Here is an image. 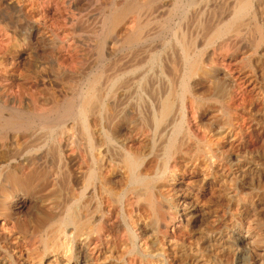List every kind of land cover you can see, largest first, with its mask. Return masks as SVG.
<instances>
[{
    "label": "bare ground",
    "instance_id": "bare-ground-1",
    "mask_svg": "<svg viewBox=\"0 0 264 264\" xmlns=\"http://www.w3.org/2000/svg\"><path fill=\"white\" fill-rule=\"evenodd\" d=\"M53 1L0 0V34L17 35L7 43L20 35L37 50H52L30 61L21 55L25 80L0 91V264H264V155L218 143L237 138L238 113L223 103L236 98L232 90L245 78L221 64L203 66L229 38L236 45L229 57L240 51L251 58L264 89V0H59L76 48L70 76L57 54L62 25L47 16ZM188 12L189 31L178 30ZM205 18L211 26L204 32ZM167 47L178 58L172 77L155 66ZM194 79L208 84L210 96L192 94ZM188 92L191 107L209 117L202 137L185 124ZM105 105L114 112L107 121ZM260 106L255 122L264 129ZM177 147L187 166L204 174L201 181L218 184L219 202L170 169Z\"/></svg>",
    "mask_w": 264,
    "mask_h": 264
},
{
    "label": "rangeland",
    "instance_id": "rangeland-1",
    "mask_svg": "<svg viewBox=\"0 0 264 264\" xmlns=\"http://www.w3.org/2000/svg\"><path fill=\"white\" fill-rule=\"evenodd\" d=\"M54 2V3H53ZM52 3H51V5L49 6V7H47L46 8V11H47V16L48 17H50L51 15H52V17H50V19L51 20H53V21H56L57 23H59L60 24V26L62 27V28H60V30H58V32H59V39L62 41V44L64 45H62V47H59L58 49H57V54H59V56L62 58V59H60L61 60V62H63V61H65L64 63H66L67 61V63H66V65H67V67L69 68L68 70L69 71H71V72H69L68 71V75L70 76L71 75V73L74 71L73 69V67L75 66V63H74V61L76 62L77 61V58H76V48H74V46L75 45H72L73 44V39L71 38V33H72V25H71V22L70 23H67L66 22V20H65V18L63 17V15L62 14H60V13H64V11L62 12L61 10H63V6L64 5H62V6H60L62 3L59 1V0H57V4H56V1H53ZM59 2H60V4H59ZM54 8V9H53ZM58 9V10H57ZM220 10L222 11L223 10V6H221L220 7V9L218 10V12H217V14H219L220 13ZM52 11V12H51ZM58 11H60L59 13H58ZM56 12V13H55ZM53 13V14H52ZM48 14H50V15H48ZM57 15H58V17H57ZM190 13L188 12V14L186 13L184 16H183V18L182 19H180V20H182L181 22H179V24L181 25L180 27H181V29H178V30H182V31H189V29H190V26L189 25H191L190 23L192 22V20H191V18H193L192 17V15H190ZM55 16V17H54ZM191 17V18H188V17ZM188 18V20H187V18ZM54 18H56V19H54ZM63 20H65L64 22H63ZM183 20L185 21L184 23H183ZM187 21V22H186ZM208 21V22H207ZM209 22H210V20H208V18H205L204 20H203V22H202V29H203V31L205 32V31H207L208 29H209V27L211 26V22H210V24H209ZM61 23H67L68 25H65V26H63V24H61ZM185 24V25H184ZM208 24V25H207ZM187 25V26H186ZM207 25V26H206ZM209 26V27H208ZM186 27H188V30H185V28ZM66 28V29H65ZM63 29H65V30H63ZM70 31H69V30ZM187 29V28H186ZM206 29V30H205ZM6 31V32H3V31ZM8 29H3V31H1L2 33L0 34V37L3 39L2 41H4V44L2 43V45H3V48L1 47L2 45H1V42H0V49L2 48L3 49V51H1L0 50V62H5V61H8L7 63L9 64V65H7L6 66V68H4V66H2V65H0V82H1V84H0V91H6V90H8V91H12V90H17L18 88H19V86L23 83L22 81L23 80H25V78H24V74H25V72H24V69H23V66H22V64L24 63V59L25 58H23V56L26 54H28L27 56H28V58H26V59H28L29 61L30 60H33L34 58H36V57H38V58H40V57H42V58H45L47 55H48V53H50V52H52V50L51 49H45V50H37V48L35 47V46H37L36 45V43L34 42V40H32V39H30V40H28V42H27V40H23L22 39V36H20V35H18V39L16 38V39H14V41L15 42H17V43H7L8 41H11V40H8V39H13V38H15L17 35L14 33V35H13V32L11 31V30H8ZM64 32H65V34H64ZM70 32V33H69ZM12 33V34H11ZM67 33H69V35L70 36H68V34ZM7 35H11V37L10 38H8V36ZM14 37H13V36ZM16 35V36H15ZM20 36V37H19ZM64 36V37H63ZM67 37V38H66ZM0 38V39H1ZM5 38V39H4ZM7 38V39H6ZM65 38V39H64ZM68 38L70 39L69 41H68ZM226 38V37H225ZM225 38H223V39H221L219 42H218V44H217V46L216 47H214V56H212V57H214V58H212V61H208V62H206V64L204 63V67H207V68H209L210 67V65H212L213 63H215V64H213V65H217V66H220V67H224V68H226V70L228 71V73L230 74L231 73V75H233V76H235L236 75V77H238V76H240L241 78L240 79H242V78H245V79H242V82H240L239 80H238V82L241 84H238V86H239V88L241 89H238V86H237V89H236V91L234 90V88H233V90H232V96H235L236 95V98L234 97V98H229V99H226L225 101H224V106L225 107H228L229 109L230 108H232V109H230V110H232V111H235L236 113H238V124L236 125V130H238L239 132L238 133H240V134H238L237 133V140L236 139H234V140H232V141H228V143H230V144H228L227 143V141L225 140V145H223L222 146V144H224L223 142H224V138H222L221 137V139L222 140H220V137L218 138L220 141L218 142V140L216 141V136L215 137H213V139H215L214 140V143L216 142H218V143H220L221 144V148L222 147H224V148H222V149H226L229 145H231L232 143V145H235V143L236 142H238V144L236 143V145L235 146H240L241 147V149L242 150H244V151H246V152H250L251 151V154H253L254 153V155H257L258 154V156H261L262 154L264 155V129L261 127V125H260V123H257V122H259V118H261V110L258 108V106H260V108H262V105H263V102H264V100H263V96H264V94H262V93H264V89H262L263 87L262 86H260V84H258L259 83V81H260V79H261V76H262V71L260 70V68H258V66H255V64L251 61V58H248V57H246L247 55L245 54V53H243V52H238V53H236V55H234V57L231 59L230 57H229V52H231L232 50L231 49H234L233 51H235L236 49V45H235V43H232L233 41L232 40H230V42L231 43H229L228 42V40H229V38H227V39H225ZM20 39H22V40H20ZM63 39V40H62ZM72 39V40H71ZM17 40V41H16ZM20 40V41H19ZM67 42V44H66V42ZM70 41H71V43H70ZM227 41V43H225ZM221 42V43H220ZM9 44V45H7V44ZM20 43V44H19ZM25 43V44H24ZM29 43H30V45H29ZM31 43H33L34 44V46H31V45H33V44H31ZM223 43H225L224 45L225 46H223ZM229 43V44H228ZM13 44V45H12ZM14 44H17V45H14ZM69 44V45H68ZM222 44V45H221ZM227 44V45H226ZM11 45V46H10ZM21 45V47H19V46ZM24 45V46H23ZM71 45H72V47H71ZM10 46V47H9ZM13 46V48H11ZM23 46V47H22ZM70 46V47H69ZM231 46V47H230ZM15 47V48H14ZM29 47H30V49H29ZM32 47V48H31ZM227 47H229L228 49L229 50H227ZM8 48H11L10 50L8 49ZM19 48V49H18ZM34 48V49H33ZM73 50H72V49ZM169 50H168V49ZM165 50H164V52L162 51L161 53H160V57L158 56V58L156 59V61H155V63H159V64H155V66L156 67H162L161 69H163V71L166 73V74H168V75H170L171 77L174 75V71H173V68L174 67H177L178 66V58H177V56H176V54H172V56L170 55L171 54V50H170V48L169 47H167ZM35 49H36V52H35ZM68 49V51H66ZM5 50V51H4ZM7 50V51H6ZM51 50V51H50ZM71 50V51H70ZM220 50V51H219ZM222 50H223V52H222ZM225 50V51H224ZM13 53H12V52ZM25 51V52H24ZM32 51V52H31ZM38 51V52H37ZM39 51H41V52H39ZM45 51L47 52V54L45 53ZM61 51H62V54H61ZM65 51V52H64ZM74 51V55L72 54V55H69V54H71V52H73ZM216 51V52H215ZM232 51V52H233ZM4 52H6V54H7V56H6V54L4 53ZM19 52V53H18ZM29 52V53H28ZM60 52V53H59ZM69 54H68V53ZM218 52H219V54H218ZM221 52V53H220ZM227 53V55H225L226 53ZM34 53H35V56H33L34 55ZM170 53V54H169ZM217 55H216V54ZM222 53H224V54H222ZM244 55V56H242V58H241V55L242 54ZM15 54V55H14ZM31 54V55H30ZM33 54V55H32ZM51 54V53H50ZM163 54H165L164 56L165 57H163L162 55ZM169 54V55H168ZM3 55V56H2ZM21 55H23L22 57H21V59H19L20 58V56ZM219 55V56H218ZM221 55V56H220ZM224 55V56H223ZM40 56V57H39ZM70 56L72 57V58H75V60H73L72 58H70ZM74 56V57H73ZM87 56V57H86ZM227 56V57H226ZM4 57H5V59H4ZM7 57V58H6ZM31 57H33L32 59H31ZM121 56L119 55V56H116V58H115V60H114V58L110 61V65H108V66H112V65H115L116 63H118L119 61H120V58ZM163 57V58H162ZM173 57H174V59L176 58V60H174L173 59ZM63 58L65 59V60H63ZM66 58H68V59H66ZM221 58V59H220ZM241 60H240V59ZM70 59H72V61L70 60ZM84 59H85V61L84 62H87V63H89V62H91V60H92V58H91V56L89 55L88 56V54L87 55H84ZM88 59H90L89 60V62L87 61ZM119 59V60H118ZM161 59V60H160ZM245 59V60H244ZM10 60V61H9ZM215 60V61H214ZM250 60V61H249ZM116 61V62H115ZM11 62V63H10ZM18 62H21V63H18ZM162 62V63H161ZM218 62V63H217ZM245 62V63H244ZM114 63V64H113ZM164 63V64H163ZM169 63V64H168ZM209 63V64H208ZM226 63V64H225ZM241 63V64H240ZM243 63V64H242ZM247 63H249L247 66H250L249 68L247 67H245V65L247 64ZM15 64H18V66H20V67H22L21 69H22V71L18 68V67H15L14 65ZM170 64H172V65H175V66H173V68H172V65H170ZM224 65V66H221V65ZM168 65V66H167ZM208 65V66H207ZM235 66V67H234ZM239 66V67H238ZM242 66V67H241ZM245 68H244V67ZM167 67V68H166ZM171 67V68H170ZM254 67V68H253ZM10 70V72H9V70ZM6 69V70H5ZM16 69H19L18 71H16ZM168 69H170V72H168ZM239 69V70H238ZM261 71H259V70ZM3 70V71H2ZM7 70H8V72H7ZM13 70V73L11 72ZM242 70V71H241ZM248 70H249V72H248ZM6 71V72H5ZM173 71V72H172ZM243 71H244V73H243ZM257 71V72H256ZM168 72V73H167ZM241 72V73H240ZM256 72V73H255ZM5 73H7V74H5ZM21 73V74H20ZM237 73V74H236ZM249 73V77L247 76V74ZM244 74V75H243ZM246 74V75H245ZM260 74V75H259ZM238 75V76H237ZM255 75L257 76V77H255ZM243 76H245V77H243ZM11 77V78H10ZM252 77V78H251ZM15 78V79H14ZM250 78H251V80H250ZM147 79V81L146 80H143L144 81V85H146V87H148L147 89H148V91L150 92L151 90H150V88H149V84H150V79H148V78H146ZM247 79H248V81H250V82H248L247 81ZM256 79V80H255ZM15 80V81H14ZM195 80H196V82H195ZM243 80H244V82H243ZM258 80V81H257ZM200 81V83L198 84L197 82H199ZM254 83H253V82ZM255 81H256V84L259 86H257V85H254L255 84ZM22 82V83H21ZM4 85H3V84ZM204 83V84H203ZM20 84V85H19ZM193 84V85H192ZM196 84L198 85L197 87H196ZM203 84V85H202ZM11 85H12V88H11ZM14 85V86H13ZM200 85V86H199ZM202 85V86H201ZM205 85V86H204ZM7 86V87H6ZM15 86H16V88H15ZM256 87H258V88H256ZM262 87V88H261ZM11 88V89H10ZM206 88H208V89H206ZM246 88V89H245ZM200 89H201V91H200ZM255 89V90H254ZM259 89V90H258ZM262 89V90H261ZM190 90H192V92H188V93H186L185 94V96H183L182 98V100H183V102H182V104L186 101V103H184L183 104V107L186 109V110H189V111H187V114L189 115L188 116V119L186 120V122H189L188 124L187 123H185L186 124V126L188 127V129H190L193 133H195L196 135H197V132H198V136L200 137V135L203 133V131H202V129H201V125H203L204 124V122H205V124L206 123H208V121H209V117L208 116H206V115H203V114H199L196 110H195V108L193 107V105H192V107H191V102L189 103V101H190V94L189 93H192V94H194L195 96H197L198 94V96H201L202 95V97H207V96H210L209 94H210V87L208 86V84H206L203 80H201V79H194V81H192V83H191V87H190ZM209 90V91H208ZM251 90H253V91H251ZM257 90V91H256ZM199 91V92H198ZM243 91V92H242ZM262 91V92H261ZM235 92V93H234ZM196 93V94H195ZM201 93V94H200ZM204 95H203V94ZM189 94V96H187ZM258 94V96H256ZM187 96V97H186ZM197 96V97H198ZM260 96V97H259ZM185 97V98H184ZM189 97V98H188ZM255 97V98H254ZM201 98V97H200ZM188 100V101H187ZM235 100V101H234ZM237 100V101H236ZM232 101H234V102H232ZM259 102V103H258ZM232 103H233V105H232ZM234 103H235V105H234ZM260 104V105H259ZM231 105V106H230ZM239 107H238V106ZM108 106V105H107ZM107 106L105 105V106H103V108H107ZM235 106V107H234ZM236 107H237V109H236ZM111 107H109V108H107L106 110L105 109H103L105 112H103V118H104V120L105 121H107L108 119L110 120V119H112L113 118V116L112 115H114V112H113V110L110 112V110L112 109H110ZM235 109V110H234ZM244 109V110H243ZM255 110H257V111H255ZM260 110V111H259ZM107 111V112H106ZM196 111V112H195ZM241 111V112H240ZM109 112V113H108ZM193 112H194V114H193ZM254 112V113H253ZM250 113V114H249ZM106 114V115H105ZM110 116V118L108 117V116ZM258 115V116H257ZM107 116V117H106ZM242 116V117H241ZM245 116V117H244ZM255 116V117H254ZM206 117H208L207 119H206ZM256 117H257V120H256ZM199 118V119H198ZM204 119V120H203ZM241 119V120H240ZM189 120V121H188ZM202 120V121H201ZM245 120V121H244ZM255 120L257 121V122H255ZM204 121V122H203ZM254 121V122H253ZM88 123L89 124H92V121L90 122V121H88ZM199 123V124H198ZM200 125V126H199ZM198 126V127H197ZM242 126V127H241ZM199 127H200V129H199ZM240 129H239V128ZM248 127V128H247ZM238 128V129H237ZM198 130V131H197ZM242 130V131H241ZM243 133V135H242V133ZM260 131V132H259ZM137 134H135L134 135V138H133V141L135 142V143H132L131 145H133L132 147H133V150H135V149H137V148H140V144H141V140H140V138L141 137H139L140 136V134L142 133V131H141V129L138 131V132H136ZM138 134H139V136H138ZM203 135V134H202ZM202 135H201V137H202ZM240 135H242V137H240L239 138V136ZM137 136V137H136ZM260 137V138H259ZM140 140V141H139ZM243 140V141H242ZM138 141V142H137ZM223 141V142H222ZM234 141V142H233ZM250 141V142H249ZM232 142V143H231ZM243 142H244V145H243ZM246 142H248V143H246ZM140 143V144H139ZM135 144H136V146H135ZM227 145V146H226ZM183 146V145H182ZM254 148H253V147ZM178 147H180V149H181V146L180 145H178ZM176 148L175 149V151L177 150V153L176 154H178L179 155V153H181V151H179L178 152V149L179 148ZM242 147H244V148H242ZM262 147V148H261ZM262 149V151H260L261 149ZM179 149V150H180ZM182 149H184V146L182 147ZM253 151H252V150ZM259 149V150H258ZM258 153H257V152ZM173 154V156H175V157H177V158H175V157H172V160L174 161V164H173V161H171L172 162V165L170 166V169L171 170H177V171H179V172H181L180 174H179V172H177V174H179V176H181V174H182V176H181V180L180 181H183V182H187V181H191L190 179H192V181H194V182H192L190 185H191V189L193 190V191H196V193H198V192H200V190H201V192H203V193H206L205 195H203L202 197L203 198H206V200H207V198H209V200H211V198H212V201H210V202H214V201H216V202H219L220 200H217V198H216V196H217V193H218V184H216L215 182H212V180L211 179H209V180H207V178H205V180L204 181H201V180H203L204 178V174L202 173V172H197V170H195V169H192L193 168V166H192V168H191V166L189 165V166H187V163L186 162H184V159H182L181 157H180V155L178 156H176V154ZM180 158H181V160H183V161H181L180 160ZM181 161V162H180ZM180 162V163H179ZM175 163H178V164H180L181 166H182V168H178V167H176V166H174L175 165ZM182 163V164H181ZM184 164V165H183ZM173 167V168H172ZM190 167V168H189ZM188 169H190V170H188ZM173 171V172H174ZM172 172V171H171ZM191 172V173H190ZM193 174H195V175H197V176H192ZM203 175V176H202ZM200 178H199V177ZM202 176V177H201ZM183 177V178H182ZM195 177H197V178H195ZM187 178H190L189 180L187 179ZM193 178H195L196 180H193ZM166 180H167V182H166ZM173 181V180H172ZM206 181V182H205ZM210 181V182H209ZM170 182L171 181H169V175H168V177L166 176V178H164V183L165 184H167L166 185V187H170V186H172V184H170ZM207 183V184H206ZM198 184H199V186H198ZM200 184H202V186H200ZM206 184V185H205ZM211 184V185H210ZM214 184H215V186H214ZM187 185V184H186ZM210 187H209V186ZM182 186H184V184H182V185H178L177 186V191L176 192H178L177 194H180V193H182V188H180V187H182ZM190 187V186H189ZM198 188V189H197ZM208 188V189H207ZM213 188V189H212ZM180 189V190H179ZM197 189V190H196ZM200 189V190H199ZM209 189H211V190H209ZM214 189H216V190H214ZM206 190V191H205ZM209 190V191H208ZM208 191V192H207ZM209 192H210V194H209ZM240 192V191H239ZM213 193H215V194H213ZM201 194V193H200ZM209 194V195H208ZM240 194H242V192H240ZM214 195V196H213ZM208 196V197H207ZM211 196H213V197H211ZM214 199V200H213Z\"/></svg>",
    "mask_w": 264,
    "mask_h": 264
}]
</instances>
